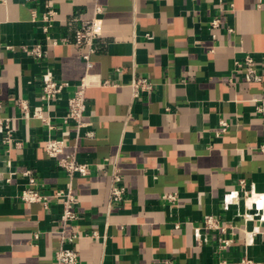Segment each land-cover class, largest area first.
I'll list each match as a JSON object with an SVG mask.
<instances>
[{"label":"crops","instance_id":"crops-1","mask_svg":"<svg viewBox=\"0 0 264 264\" xmlns=\"http://www.w3.org/2000/svg\"><path fill=\"white\" fill-rule=\"evenodd\" d=\"M96 2L104 9L103 34L87 73L88 48L74 36L78 18ZM46 3L57 12L50 40L32 21V11L40 18ZM34 44L44 46L41 59L22 51ZM249 53L260 81L244 82V69L236 68ZM47 70L70 84L49 108L40 100ZM140 78L153 88L134 98L130 84ZM82 82L88 125L76 140L75 123L63 117ZM21 101L42 110L53 128L21 118ZM260 107L264 0L0 1V119H10L20 144L7 149L0 134V264H56L63 228L75 236L63 245L79 264H232L246 255L264 264V213L246 208L240 184L264 193ZM49 136L90 165V175L72 179L77 217L65 227L62 199L53 195L69 177L45 152ZM26 171L49 196L48 208L21 200L31 187ZM115 171L125 188L121 202L111 200ZM167 193H177V201L163 199ZM208 216L226 233L202 228L197 238ZM219 237L234 240L222 254Z\"/></svg>","mask_w":264,"mask_h":264},{"label":"built area","instance_id":"built-area-1","mask_svg":"<svg viewBox=\"0 0 264 264\" xmlns=\"http://www.w3.org/2000/svg\"><path fill=\"white\" fill-rule=\"evenodd\" d=\"M1 2H6L7 0H0ZM24 3H36L40 0H21ZM44 11L42 12L40 18L36 11H32V21L40 22L41 29L46 35V39L50 40L49 31L53 26L57 12L52 7V5L46 3L44 4ZM104 9L103 6L96 2L94 5L88 7V9L83 12L82 17L78 18L80 21V27L76 30L74 36V42L77 45H85L88 48V52L84 55L85 60V69L89 73L93 69V64L90 60L91 54L94 53L95 42L103 34V15ZM211 28H217L220 25V21L215 19L211 22ZM53 44L56 45L57 41H53ZM10 49L11 47H7ZM22 51L29 54L32 57L41 59L44 54V46L42 44H34L31 46H22ZM237 69H244L245 75L243 78L244 82H257L261 80V74L257 69V60L252 54H246L242 60H238L235 63ZM41 95L40 100L46 105L47 108L55 102L59 96L70 87V84L65 81H58L53 72L47 70L41 77ZM130 87L132 88L133 97L137 98L141 95L142 92L151 91L153 88L152 83L147 79H135L131 82ZM86 83L82 82L74 93L67 100V111L63 117V123H75L77 137L76 140L82 137L81 131L88 124L84 122V117L88 108V100L85 95ZM20 115L23 119L35 118L39 119L44 125H47L49 129H52L50 117L44 115L42 110L31 111L28 104L25 101H21L20 104ZM258 112L264 115V108H258ZM222 129L225 131L228 127V124L224 121L221 122ZM0 134L2 135V143L11 149L12 147H19L20 144L16 143L14 140V131L10 126V119H0ZM87 138L93 137L92 133H87L85 135ZM44 148L47 156L57 162L58 167L64 171L69 177V182L65 189H60L54 193V197L62 199L63 204V213L61 216V221L64 227L74 221L77 217V214L74 210L75 205V196L72 188V179L76 175L88 176L90 175V165L86 163H81L77 159V153L74 151L70 154H65L66 143L64 140L57 139L53 136H49L44 141ZM259 151L264 155V145L259 147ZM25 177L28 178V183L31 187L25 189L20 198L24 203H41L46 208L49 207V196L40 193L36 190L37 181L30 176L29 171L23 173ZM112 185H111V200L112 202H121L124 199L125 188L121 185V176L115 171L112 174ZM242 191L245 194L244 203L247 209H256L257 211H263L264 213V193H256L253 189L250 191H245V181L240 182ZM163 199L170 202H176L178 199L177 193H167L163 196ZM230 204V200L226 199L225 205ZM175 228H180L179 224L175 225ZM217 230L221 233H226L227 227L222 225L221 221L214 217L208 216L201 228H196V236L200 237L201 229ZM254 236V233H251V238ZM75 238L67 237L64 232V228L61 231V247L56 252V264H79L78 254L69 248L64 247L66 241H72ZM35 240L39 239V234H35ZM234 240L232 238L219 237L218 238V252L220 254L225 253L232 246ZM220 264H226L225 260H222ZM232 264H261L249 256H244L240 261Z\"/></svg>","mask_w":264,"mask_h":264}]
</instances>
